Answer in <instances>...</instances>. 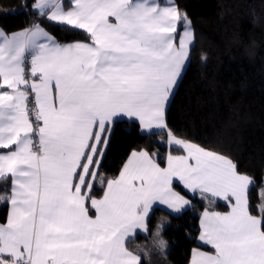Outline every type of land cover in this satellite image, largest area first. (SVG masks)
<instances>
[{
  "label": "snow or ice",
  "instance_id": "1",
  "mask_svg": "<svg viewBox=\"0 0 264 264\" xmlns=\"http://www.w3.org/2000/svg\"><path fill=\"white\" fill-rule=\"evenodd\" d=\"M70 5L36 0L40 23L0 31V180L12 185L0 197L10 205L0 264H142L126 242L147 231L155 204L190 205L175 183L230 209H205L196 239L212 250L193 249L190 264H264V192L251 205L253 179L229 157L169 130L182 154L133 151L118 176L101 172L118 120L167 129L166 107L195 44L188 14L174 0ZM45 20L82 30L88 42L61 44Z\"/></svg>",
  "mask_w": 264,
  "mask_h": 264
},
{
  "label": "trees",
  "instance_id": "2",
  "mask_svg": "<svg viewBox=\"0 0 264 264\" xmlns=\"http://www.w3.org/2000/svg\"><path fill=\"white\" fill-rule=\"evenodd\" d=\"M192 22L195 44L191 58L166 108L167 129L140 131L138 122L120 119L113 127L101 172L115 177L132 150L144 149L166 157L170 130L209 151L233 160L241 173L252 177L250 204L264 192V0H174ZM33 0H0V26L7 32L40 23ZM60 43L88 41L82 30L41 24ZM181 24H178L179 33ZM206 59L202 60L201 57ZM175 151V148H169ZM174 187L187 193L179 185ZM10 181L0 180V197L9 196ZM97 194L101 195L100 186ZM192 204L179 214L155 206L148 231L137 232L126 246L142 264H188L197 242L202 209L226 211L220 200L190 196ZM7 205L0 200V222ZM158 233V234H157ZM165 241L161 248L160 240Z\"/></svg>",
  "mask_w": 264,
  "mask_h": 264
},
{
  "label": "crops",
  "instance_id": "3",
  "mask_svg": "<svg viewBox=\"0 0 264 264\" xmlns=\"http://www.w3.org/2000/svg\"><path fill=\"white\" fill-rule=\"evenodd\" d=\"M36 2V0H33V2H32V4L33 3H35ZM175 2V1H174ZM160 3H161V6H165V3H166V0H160ZM64 4H65V7L66 8H68V7H70L71 5H70V0H64ZM32 25H30L28 28H30ZM42 26V25H41ZM28 28H20V29H18V30H16V31H11V32H7V31H5V30H3L2 29V27L0 26V31H3L6 35H8V36H11L12 34H14V33H18V32H21V31H24L25 29H28ZM179 34H182V30L181 31H179ZM179 39V36L177 37V40ZM74 42H88V41H85V40H77V41H68V42H65V43H61V44H68V43H74ZM184 72V71H183ZM183 72H182V74H183ZM173 96V95H172ZM171 96V97H172ZM171 97H170V99H171ZM30 101H34V97H30V100H29V102ZM170 101V100H169ZM28 102V103H29ZM167 108V107H166ZM123 119H129V118H127V117H125V118H123ZM129 120H131V119H129ZM137 122V121H136ZM138 124H139V122H138ZM139 129H140V131H142V132H145V133H152V132H163V130H165V129H152V130H142V128H141V125L139 124ZM177 137V136H176ZM177 138H179V137H177ZM179 139H181V138H179ZM166 142H167V148H168V150L166 151V153L168 154L169 153V151H171V150H169V148L171 147V148H175V147H172V146H170L169 144H168V136H167V138H166V140H165ZM187 141H189V140H187ZM191 142V141H190ZM193 143V142H192ZM176 149V148H175ZM141 150H144V149H141ZM141 150H132L130 153H129V156L131 155V153L133 152V151H141ZM209 151V150H208ZM172 152V154H182V153H180L178 150H176V152L175 151H171ZM214 152V151H213ZM167 154H166V156H167ZM129 156L127 157V159L129 158ZM127 159L124 161V163L127 161ZM124 163L122 164V166H121V169H122V167H123V165H124ZM120 169V170H121ZM120 170H119V172H120ZM119 172H118V174H119ZM118 174L116 175V176H118ZM115 176V177H116ZM114 178V177H113ZM11 183V182H10ZM175 184H177V185H179L181 188H182V186L179 184V183H175ZM11 187H12V185H11ZM175 190L176 191H178V192H180L182 195H184L185 196V198L186 199H188L189 201H190V205L192 204V199H190V196H193V195H190L188 192H186L184 189V191L187 193V195L186 194H184V193H182L181 191H179V189H177V188H175ZM10 193H11V188H10ZM10 193L8 194V195H10ZM200 196L199 195V193H197L196 194V196ZM220 201H222V202H224L223 200H220ZM190 205L189 206H187V207H185L184 209H186V208H188V207H190ZM155 206H159V207H162L164 210H166V211H168V212H171V213H173V214H179V212H172V211H170V210H168L167 208H166V206H164V205H161V204H159V203H157V204H155L154 206H153V208L155 207ZM7 207H8V212H7V216H8V214H9V211H10V205H7ZM184 209H182V210H184ZM205 209L206 208H204V209H202V212L200 213V215H199V219H198V222H199V231H198V235H197V237L199 236V234H200V219H201V216H202V214H203V212L205 211ZM181 210V211H182ZM208 210H210V211H217V212H227V211H229L230 209H229V207H228V209L226 210V211H220V210H211V209H208ZM180 211V212H181ZM7 216H6V219H7ZM6 222V220L5 221H3V222H0V224H2V223H5ZM146 226H147V231H148V225L146 224ZM146 231V232H147ZM137 232H140V233H142V234H144V233H146L145 231H141V230H137ZM136 232V233H137ZM197 242L201 245V246H205V245H203L201 242H199L198 240H197ZM209 247V249H207V248H202V247H194V248H192V250L193 249H200L201 251H211L212 249L210 248V246H208ZM134 254H136V253H134ZM191 256H192V251H191V253H190V256H189V262H188V264H190V260H191Z\"/></svg>",
  "mask_w": 264,
  "mask_h": 264
},
{
  "label": "built area",
  "instance_id": "4",
  "mask_svg": "<svg viewBox=\"0 0 264 264\" xmlns=\"http://www.w3.org/2000/svg\"><path fill=\"white\" fill-rule=\"evenodd\" d=\"M34 101L29 102V108L33 107Z\"/></svg>",
  "mask_w": 264,
  "mask_h": 264
},
{
  "label": "rangeland",
  "instance_id": "5",
  "mask_svg": "<svg viewBox=\"0 0 264 264\" xmlns=\"http://www.w3.org/2000/svg\"><path fill=\"white\" fill-rule=\"evenodd\" d=\"M182 30V32H183V27L181 26V28H180V31ZM186 64H187V62H186ZM186 66V65H185ZM184 71V70H183ZM184 140V139H183ZM187 141V140H186Z\"/></svg>",
  "mask_w": 264,
  "mask_h": 264
}]
</instances>
